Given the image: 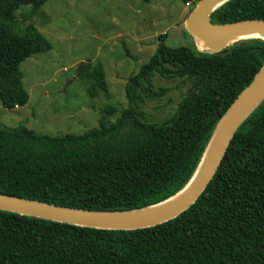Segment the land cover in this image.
<instances>
[{
    "label": "trees",
    "instance_id": "trees-1",
    "mask_svg": "<svg viewBox=\"0 0 264 264\" xmlns=\"http://www.w3.org/2000/svg\"><path fill=\"white\" fill-rule=\"evenodd\" d=\"M45 1L0 0V98L21 96L20 64L51 48L31 21ZM22 5L31 6L23 14L28 23L16 34L12 22ZM249 18L264 19V0H227L211 13L218 24ZM165 37L157 36L153 54L128 77L126 106L112 123L105 118L117 109L108 104L98 126L81 134L0 126V193L122 211L178 192L216 124L263 64L264 40L244 38L207 53L194 45L168 46ZM154 76L187 85L162 121L149 120L143 108L168 90L156 87ZM98 91L107 92L99 72L88 85L91 98ZM0 264H264V97L236 129L198 198L176 217L120 230L0 209Z\"/></svg>",
    "mask_w": 264,
    "mask_h": 264
},
{
    "label": "rangeland",
    "instance_id": "rangeland-1",
    "mask_svg": "<svg viewBox=\"0 0 264 264\" xmlns=\"http://www.w3.org/2000/svg\"><path fill=\"white\" fill-rule=\"evenodd\" d=\"M197 1L46 0L31 21L51 48L31 54L20 64L24 92L13 99L0 98V126L51 136L81 134L98 126L108 104L117 109L105 118L112 123L126 106L128 77L153 54L159 34L166 35L168 46L201 48L184 24ZM30 7L16 10L14 33L24 31L28 21L23 14ZM97 72L107 92L98 91L91 98L88 85ZM153 83L168 90L143 108L149 120L162 121L175 111L187 85L159 76Z\"/></svg>",
    "mask_w": 264,
    "mask_h": 264
},
{
    "label": "water",
    "instance_id": "water-1",
    "mask_svg": "<svg viewBox=\"0 0 264 264\" xmlns=\"http://www.w3.org/2000/svg\"><path fill=\"white\" fill-rule=\"evenodd\" d=\"M225 1L227 0H198L184 20L186 30L197 42L203 43L198 48L201 51L213 53L244 38L259 37L264 40V19L249 18L223 24L213 23L211 13ZM263 97L264 62L216 124L191 178L178 192L162 202L132 210H87L0 193V209L103 229H138L170 220L198 198L215 173L236 129Z\"/></svg>",
    "mask_w": 264,
    "mask_h": 264
},
{
    "label": "bare ground",
    "instance_id": "bare-ground-1",
    "mask_svg": "<svg viewBox=\"0 0 264 264\" xmlns=\"http://www.w3.org/2000/svg\"><path fill=\"white\" fill-rule=\"evenodd\" d=\"M197 43H198L199 46L202 47L203 43H202L201 41H198ZM180 193H181V192H180Z\"/></svg>",
    "mask_w": 264,
    "mask_h": 264
}]
</instances>
